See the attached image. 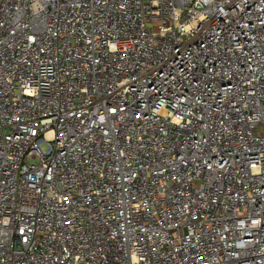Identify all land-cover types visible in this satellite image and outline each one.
Masks as SVG:
<instances>
[{
    "label": "built area",
    "instance_id": "1",
    "mask_svg": "<svg viewBox=\"0 0 264 264\" xmlns=\"http://www.w3.org/2000/svg\"><path fill=\"white\" fill-rule=\"evenodd\" d=\"M0 264H264V0H0Z\"/></svg>",
    "mask_w": 264,
    "mask_h": 264
},
{
    "label": "snow or ice",
    "instance_id": "2",
    "mask_svg": "<svg viewBox=\"0 0 264 264\" xmlns=\"http://www.w3.org/2000/svg\"><path fill=\"white\" fill-rule=\"evenodd\" d=\"M113 111H115V109H113Z\"/></svg>",
    "mask_w": 264,
    "mask_h": 264
},
{
    "label": "rangeland",
    "instance_id": "3",
    "mask_svg": "<svg viewBox=\"0 0 264 264\" xmlns=\"http://www.w3.org/2000/svg\"><path fill=\"white\" fill-rule=\"evenodd\" d=\"M44 147H45V145H44Z\"/></svg>",
    "mask_w": 264,
    "mask_h": 264
}]
</instances>
